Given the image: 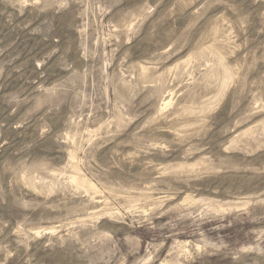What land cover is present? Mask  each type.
<instances>
[{
	"label": "rangeland",
	"instance_id": "374dc122",
	"mask_svg": "<svg viewBox=\"0 0 264 264\" xmlns=\"http://www.w3.org/2000/svg\"><path fill=\"white\" fill-rule=\"evenodd\" d=\"M0 264H264V0H0Z\"/></svg>",
	"mask_w": 264,
	"mask_h": 264
},
{
	"label": "bare ground",
	"instance_id": "6f19581e",
	"mask_svg": "<svg viewBox=\"0 0 264 264\" xmlns=\"http://www.w3.org/2000/svg\"><path fill=\"white\" fill-rule=\"evenodd\" d=\"M168 105V104H167Z\"/></svg>",
	"mask_w": 264,
	"mask_h": 264
}]
</instances>
